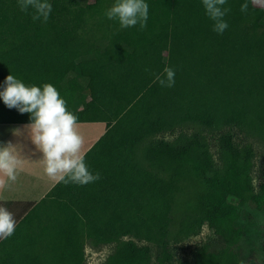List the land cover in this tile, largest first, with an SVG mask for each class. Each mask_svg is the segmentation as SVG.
<instances>
[{
  "label": "trees",
  "instance_id": "1",
  "mask_svg": "<svg viewBox=\"0 0 264 264\" xmlns=\"http://www.w3.org/2000/svg\"><path fill=\"white\" fill-rule=\"evenodd\" d=\"M113 2L51 0L42 23L0 0V82L50 83L78 123L104 124L83 153L100 179L57 181L26 204L0 240V264H86V248L106 246L100 264H174L177 246L204 226L211 239L175 264H264V244L253 248L234 229L227 206L264 211V181L252 179L254 144L264 164V6L246 0L241 12L245 0H228L218 35L200 0H147L142 29L107 19ZM165 67L175 70L172 87L156 81ZM29 123L0 102V124ZM185 125L224 129L215 157Z\"/></svg>",
  "mask_w": 264,
  "mask_h": 264
},
{
  "label": "clouds",
  "instance_id": "2",
  "mask_svg": "<svg viewBox=\"0 0 264 264\" xmlns=\"http://www.w3.org/2000/svg\"><path fill=\"white\" fill-rule=\"evenodd\" d=\"M22 12L29 13L33 21L46 23L52 13L51 0H17ZM205 16L212 22V30L222 35L229 24L225 19L230 9L228 0H200ZM248 4H241V12H246ZM104 15L118 22L122 29L139 25L146 26L149 16L147 0H114ZM162 87H172L175 83V70L165 67L156 76ZM0 102L20 114H28L30 123L26 133L31 144L41 154L45 174L65 184L80 186L96 182L99 173H93L87 167L81 154L83 139L77 131L78 117L67 109L65 99L56 87L50 83L26 85L21 79L9 74L0 82ZM14 136L20 135L13 130ZM22 149L17 144L0 145V187L7 181L17 179V169L27 162ZM16 228L13 214L0 206V240L10 237Z\"/></svg>",
  "mask_w": 264,
  "mask_h": 264
},
{
  "label": "rangeland",
  "instance_id": "3",
  "mask_svg": "<svg viewBox=\"0 0 264 264\" xmlns=\"http://www.w3.org/2000/svg\"><path fill=\"white\" fill-rule=\"evenodd\" d=\"M254 4L264 6V0H254ZM104 43L105 42H99L98 45H104ZM76 116L79 117V115ZM26 125L28 124H0V145L12 143L21 147L22 155L28 160L17 169V177L21 175V178L23 177L21 181H24V183L21 184L25 185L22 188L20 187V193L24 194L25 190L24 197L31 194L28 195V197L38 199L47 192L48 188H50V182L52 183L55 179L49 178L45 174L44 166L40 159L41 154L28 139ZM194 129L200 131L201 136H203L209 144L211 154L215 157V136L224 129H206L198 126L193 128L189 125H185L181 128V130L184 132L188 131V133ZM13 130H19L20 135L14 136L12 134ZM77 131L83 139L81 148V154L83 155L90 145L101 136L104 131V124L78 123ZM164 137H167V135ZM254 148L256 150V159L252 179L254 187H258V185L264 181V164L259 146L254 144ZM227 206L235 213L236 222L234 229L241 230L243 233L247 232L249 236H251L249 240L252 242L253 248L259 249L262 247L264 244V211H258L252 204L241 203L236 199H228ZM211 237L210 230L204 226L199 236L189 238L177 246V250L174 252L173 263L175 264L189 259L193 248L210 240ZM110 251V246L103 247L99 250L86 248V264H100ZM228 253L229 252L224 253V256H228Z\"/></svg>",
  "mask_w": 264,
  "mask_h": 264
},
{
  "label": "crops",
  "instance_id": "4",
  "mask_svg": "<svg viewBox=\"0 0 264 264\" xmlns=\"http://www.w3.org/2000/svg\"><path fill=\"white\" fill-rule=\"evenodd\" d=\"M0 179L7 180V178L3 176H0ZM22 179L23 177L21 178L20 175L17 177L15 181H7L5 186L0 187V206L6 207L13 214L14 219H16L17 214L20 211H23L26 204L37 202L57 182V180H54L52 183L50 182V188H48L47 192L42 197H39L38 199L35 198L32 199L31 197H28V195H31L28 194V192H27L28 195L24 197L25 190H24V194L20 193L21 192L20 187L22 188L23 186H25L21 184L24 183V181L23 182L21 181Z\"/></svg>",
  "mask_w": 264,
  "mask_h": 264
}]
</instances>
